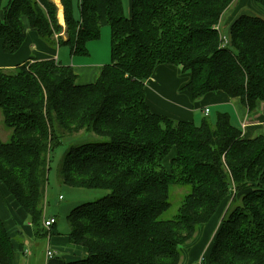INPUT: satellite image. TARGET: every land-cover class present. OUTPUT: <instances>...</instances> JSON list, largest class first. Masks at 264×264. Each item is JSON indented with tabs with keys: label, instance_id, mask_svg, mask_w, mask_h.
<instances>
[{
	"label": "trees",
	"instance_id": "1",
	"mask_svg": "<svg viewBox=\"0 0 264 264\" xmlns=\"http://www.w3.org/2000/svg\"><path fill=\"white\" fill-rule=\"evenodd\" d=\"M234 2L131 0L127 16L122 0H61L67 40L60 43L71 55L88 56L89 43L110 29L111 60L97 81L79 84L56 60L0 69V111L11 132L0 138V182L35 237L49 235L42 200L51 154L74 136L104 140L70 148L61 163L66 186L108 192L67 216L70 241L85 253L70 264H180L182 248L228 199L201 264H264V134L245 139L227 113L196 124L146 104V82L164 64L190 74L185 90L194 100L222 91L250 113L264 102V19L240 16L222 47L220 22ZM57 12L54 0H0L5 53H16L28 30L55 39L63 30ZM176 187L185 191L178 214L163 220ZM14 254L0 217V264H13Z\"/></svg>",
	"mask_w": 264,
	"mask_h": 264
},
{
	"label": "crops",
	"instance_id": "2",
	"mask_svg": "<svg viewBox=\"0 0 264 264\" xmlns=\"http://www.w3.org/2000/svg\"><path fill=\"white\" fill-rule=\"evenodd\" d=\"M128 1L131 2V0ZM247 1L248 0H238L237 6L233 8V5H231L221 19V29L224 27L228 30L226 33H222L221 29L220 31L222 35L227 36L228 40L230 27L240 16L250 14L251 16L264 19V17L253 13L251 9L246 11L247 14L241 13L238 17L233 19L234 13H236L239 8L245 6ZM78 2L79 0H75L76 6H78ZM54 3L56 4L55 1ZM56 6L58 7V5ZM61 8L63 9L62 5ZM61 8L60 11L63 13ZM232 9H234V11H232ZM228 13L231 14L229 15ZM227 14L228 16L225 19ZM225 21L230 22L229 25H224ZM61 24L63 25L65 23L63 22ZM61 39L66 41L67 37L62 34L60 37L55 36V39L51 40L55 41L58 45V49H53L48 46L46 41L40 38L36 31L28 30L23 44L14 54L5 53L3 41L0 39V69L14 70L16 67L30 60H56L61 65L70 66L73 69L78 76L79 84L95 83L104 66L110 63L111 55L107 62L93 59L92 52L90 53V51L88 56H73L70 51V56H68L66 54L68 51L62 48L64 44L60 43ZM190 80V74L183 73L181 67L169 64L159 65L155 69L154 74L146 82V104L151 112L176 121L195 122L196 124H200L205 118H210L213 113L216 114L214 120L218 113H227L230 116L232 124L242 131L245 139H254L264 134V102L257 105V110L255 112L250 113L239 98H230L222 91L212 92L205 95L200 100H194L191 93L185 90V86ZM205 109H209V116H205ZM0 121H3L1 111ZM243 124H246L245 129L242 127ZM4 129L7 131L6 133H8L9 139L11 132L5 126ZM225 202L226 201H224L222 205ZM222 205L213 219L215 217L218 219L221 215L218 219L221 221L227 209L226 207L223 209ZM44 216L46 217L45 213ZM0 217L14 245L15 254L13 264H33L31 261H28L26 257L31 255L28 245L33 243L37 237H35L33 228L28 221L27 213L2 182H0ZM51 217L55 216H50L47 219ZM217 219L214 225H216ZM56 220V224L50 228V230L46 229L49 231V235H47V245L45 246L46 251L48 248L54 250L55 258L64 263L70 264L81 261L84 259L85 253L82 247L71 243L69 238L70 226L67 225L65 229L67 231L60 234L56 229L58 219L56 218ZM214 225L211 224V230L215 228ZM37 243L40 245L42 242L37 241ZM36 256L41 257V264H48L49 260L46 258V253L41 256Z\"/></svg>",
	"mask_w": 264,
	"mask_h": 264
},
{
	"label": "rangeland",
	"instance_id": "3",
	"mask_svg": "<svg viewBox=\"0 0 264 264\" xmlns=\"http://www.w3.org/2000/svg\"><path fill=\"white\" fill-rule=\"evenodd\" d=\"M54 1L56 2V5H58L57 21L59 22L60 26H62L63 28V30L61 31L62 33L60 35H55V36L60 37L62 34H64L67 37L66 24L63 25L61 24L63 22L65 23V19L63 21L64 7L63 9L61 8L62 5L61 0H54ZM255 1L248 0L245 6H243L244 8L241 7L237 10L236 13H234L233 19H235V17H238L241 13L247 14L246 11L248 9H251V11L256 15H260L264 17V9ZM237 2L238 0H235V2L233 3V8L237 6ZM122 3H123L125 15L129 16L130 1L122 0ZM60 8L61 10H63V13L62 11H60ZM232 11H234V9H232ZM228 14L230 15L231 13ZM228 14L225 16V19L227 18ZM229 23L230 22L225 21L224 25L227 24L229 25ZM221 30L222 33H226L228 29L226 30L224 27H222ZM47 44L50 48L58 49V45L57 43H55V41H49L47 42ZM62 46H63L62 48L68 51V53L66 52V54L70 56L69 55L70 48L68 46H64V45ZM88 49L90 53L92 52L93 59L97 61L100 60L107 62L110 59L109 27L104 26L101 29L100 39L89 43ZM215 115L216 114L213 113L211 117L207 119L210 121H214ZM3 125H4L3 121H0V129H4ZM6 132L7 131L5 129L0 130V138L3 141H8L7 140L8 133ZM97 141L101 142L104 140L99 139L94 134L84 135V136H74L72 139L63 141V143L59 145L51 154V160L49 164L50 170L48 172V182L46 184V188L44 191L42 206L44 213L46 215V217L44 216V220L50 216H55L58 219V224L56 229L60 232V234L65 233L67 231L65 230L66 226L67 225L69 226L67 216L74 208L86 203L97 201L103 198L104 196H106L108 193L104 190H87V189H77V188L68 187L63 183V179L60 173L62 160L65 156V153L70 148L79 146L81 144H85L87 142H97ZM184 193L185 191L183 189L176 187V189L174 190V195L171 197L172 205L164 214L160 216L161 219L171 220L178 214V209L181 205V201L183 198L182 196L184 195ZM229 203H230V199L226 200V202L222 205V208L223 209L225 207L228 208ZM220 216L218 217V219L220 218ZM216 219L217 217L211 220L210 223H208L207 225L203 226L198 231L195 238L182 248L181 250L182 258L180 264H201V262L205 260V257H207V255L210 253L209 250L212 247L215 236L221 225V221H219L218 219L216 225H214ZM211 224L215 226V228L213 227L214 228L213 230H211L212 229ZM47 237L48 236H40L36 238L38 242H42L40 245H38L36 240H34L33 243H30L28 245L29 246L28 249L31 251V255L26 257L28 261H31L33 264H41V257H37L36 255L41 256L42 254L46 253L45 246L47 245Z\"/></svg>",
	"mask_w": 264,
	"mask_h": 264
},
{
	"label": "built area",
	"instance_id": "4",
	"mask_svg": "<svg viewBox=\"0 0 264 264\" xmlns=\"http://www.w3.org/2000/svg\"><path fill=\"white\" fill-rule=\"evenodd\" d=\"M220 36H221L220 39H221L222 47L227 46L229 44V40H228L227 36L221 35V32H220ZM209 112H210L209 109H205V111H204L205 116H209ZM242 127H243V129H245L246 124H243ZM56 222H57L56 218L51 217L49 219H45L43 222V225L47 230H50V228H52L56 224ZM46 258L49 261L54 259L55 258V251L48 248L46 251Z\"/></svg>",
	"mask_w": 264,
	"mask_h": 264
}]
</instances>
